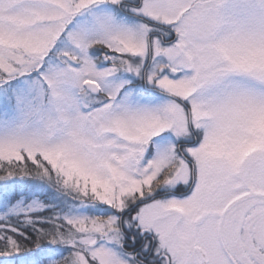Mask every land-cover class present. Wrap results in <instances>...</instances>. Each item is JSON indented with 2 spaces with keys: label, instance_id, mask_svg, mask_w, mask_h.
<instances>
[{
  "label": "snow or ice",
  "instance_id": "1",
  "mask_svg": "<svg viewBox=\"0 0 264 264\" xmlns=\"http://www.w3.org/2000/svg\"><path fill=\"white\" fill-rule=\"evenodd\" d=\"M0 264H264V0H0Z\"/></svg>",
  "mask_w": 264,
  "mask_h": 264
}]
</instances>
